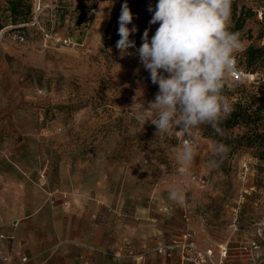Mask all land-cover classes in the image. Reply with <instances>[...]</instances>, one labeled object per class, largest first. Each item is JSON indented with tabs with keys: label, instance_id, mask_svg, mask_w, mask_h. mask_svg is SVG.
Wrapping results in <instances>:
<instances>
[{
	"label": "rangeland",
	"instance_id": "1",
	"mask_svg": "<svg viewBox=\"0 0 264 264\" xmlns=\"http://www.w3.org/2000/svg\"><path fill=\"white\" fill-rule=\"evenodd\" d=\"M104 1L40 0L43 10L32 26L35 0L28 1L27 18L16 24L0 0V173L13 166L6 156L46 151L52 182H62L74 193L86 191L92 199L99 192L107 195L109 203L96 201L100 208L95 218L111 234L110 242L88 264H210L202 256L188 261L185 257L192 256L176 247L158 252L177 244L187 230L198 251L211 250L214 261L227 244L224 264H264V235L257 239L260 250L245 256L248 261L235 256L239 243L254 238V224L264 222V162L240 148L229 151L219 167L207 165L214 158L215 141L230 149L245 128L235 127L223 136L207 125L195 129L197 155L182 171L175 159L177 138L155 135L154 125L143 127L134 118L137 109L154 100L158 85L151 82L135 48L121 56L118 32L102 34L108 19L116 16L101 9ZM141 1L144 5L128 3L135 10L128 26L138 29L130 36L136 49L145 29L150 40L159 26L149 23L153 13L148 11L157 0ZM231 8V31L240 25L236 32L246 46L235 53L236 62L246 72H263L264 54L248 66L245 50L264 46V0H235ZM224 95L233 108H254L264 98V86L229 81ZM33 136L41 143L27 140ZM243 165L250 171L245 179ZM192 176L203 177L205 183ZM172 185L185 192L183 204L168 199Z\"/></svg>",
	"mask_w": 264,
	"mask_h": 264
},
{
	"label": "clouds",
	"instance_id": "2",
	"mask_svg": "<svg viewBox=\"0 0 264 264\" xmlns=\"http://www.w3.org/2000/svg\"><path fill=\"white\" fill-rule=\"evenodd\" d=\"M232 3L233 0H157L154 7L148 6L153 13L149 23L159 26L150 40L145 29L136 53L158 91L147 107L135 111L134 118L143 127L148 122L154 125L155 135L177 138L175 159L182 171L188 170L197 155L199 143L193 138L194 130L210 125L223 136L220 125L233 111L224 87L236 70L234 55L242 43L240 33L231 31ZM133 18L125 0L116 43L121 56L131 55L128 50L136 48L130 36L138 29L134 24L128 26ZM229 151L222 141H215L214 158L207 162L208 167H219ZM168 199L183 204L186 194L180 185H172Z\"/></svg>",
	"mask_w": 264,
	"mask_h": 264
},
{
	"label": "crops",
	"instance_id": "3",
	"mask_svg": "<svg viewBox=\"0 0 264 264\" xmlns=\"http://www.w3.org/2000/svg\"><path fill=\"white\" fill-rule=\"evenodd\" d=\"M117 8L118 4L111 0L101 6L109 11L110 17ZM241 43L240 50L246 47ZM27 140L39 141L36 136ZM48 158L46 151L34 149L12 158L6 156L5 161L13 162V166L0 173V234L12 239L0 240V254L8 258L7 262L0 260V264H88V258L101 256L110 242L111 234L104 231L101 221L95 218L100 208L96 201L109 203L107 195L99 192L92 199L87 197L86 191L74 193L64 183L52 182ZM39 176L44 178L38 179ZM37 180L40 184L44 182V187ZM54 189L65 192L66 198L60 192L49 195ZM126 230L130 235V226ZM241 245L246 243H239L235 249L240 261L247 258L238 250ZM113 249L114 253L118 252V243ZM21 257L27 260L21 262Z\"/></svg>",
	"mask_w": 264,
	"mask_h": 264
},
{
	"label": "trees",
	"instance_id": "4",
	"mask_svg": "<svg viewBox=\"0 0 264 264\" xmlns=\"http://www.w3.org/2000/svg\"><path fill=\"white\" fill-rule=\"evenodd\" d=\"M7 5L5 10L8 11L9 17L11 19L10 22L16 24L17 20H25L30 13L31 5L28 2L29 0H4ZM27 1L28 4L25 2ZM235 0H233L234 4ZM124 1L118 4V8L122 6ZM128 3H132L134 5H144L145 2L141 0H129ZM145 7V6H144ZM135 10L131 8V12L134 15ZM114 15L108 21V25L105 28V33L109 32L111 35H115L118 32L119 23L118 19L120 13ZM146 18V17H145ZM19 27H24V24H21ZM3 26H0L2 29ZM241 29V26L238 25L234 27L233 32ZM136 51V48L134 49ZM264 54V46L260 48H254V46H249L245 50V55L247 56L248 66L252 65L251 63L258 57ZM245 70V69H244ZM247 71V70H246ZM257 84L263 85L264 83L259 82ZM258 104L251 108L250 106H243L241 104H235L231 115L228 116L220 125V127L224 130V133L235 127H243L245 131L242 134H239L235 137L232 146H230V152L235 153L240 148L249 149L252 151L254 157L264 162V98L259 99ZM211 127L210 125H207ZM212 128V127H211ZM215 132V131H214Z\"/></svg>",
	"mask_w": 264,
	"mask_h": 264
},
{
	"label": "built area",
	"instance_id": "5",
	"mask_svg": "<svg viewBox=\"0 0 264 264\" xmlns=\"http://www.w3.org/2000/svg\"><path fill=\"white\" fill-rule=\"evenodd\" d=\"M42 5L43 4H41L40 0H35L34 17L32 18L30 25L33 26L38 23V20H37L38 14L43 10ZM19 38L22 39V37H19ZM62 42L64 44H70L71 40L63 39ZM234 60H235L236 70L229 78V81L234 82V83H238V82L239 83H245V82L264 83V71L255 72V73L246 72V70H244L242 67L238 65L239 63L236 62L235 57H234ZM248 172H250L248 167L246 165H243V169L241 171L242 179L246 178V176L248 175ZM40 178L43 179L44 176H41ZM192 180L200 184L205 183L204 178L201 176H192ZM44 185H45L44 182L40 184L41 187L42 186L44 187ZM58 192H60L58 189H54L53 192L49 191L48 194L51 195L52 193H58ZM60 194L62 195L63 198H66L65 192H60ZM183 218L185 221H189V217L187 216V214H183ZM263 235H264V222L263 221L256 222L254 224V238L250 240L249 243H246V245H241L238 247L240 254L252 255L254 252L259 251L260 245L258 244L257 239L262 238ZM5 238L12 239V236H4L0 234V240L5 239ZM194 241L195 240L192 239V234L189 232V230H187L186 232L182 234L181 240L177 244H175L174 246L172 245V246H167V247H160L158 248V252L166 253L169 250H172L174 247H176V248H179L183 253H187L188 255L192 256L191 258L190 256L185 257L187 258L186 260L188 261H191L194 258H196L195 260H197V256H202L210 264H224V260H226L225 258L227 257V244H225L221 248L218 261H214L212 251L211 250L198 251L197 246ZM129 254H132V252H129ZM116 256L119 257V254H116ZM20 259H21V262H25L27 260L26 257H21ZM0 260L2 262H7L8 258L0 254Z\"/></svg>",
	"mask_w": 264,
	"mask_h": 264
}]
</instances>
